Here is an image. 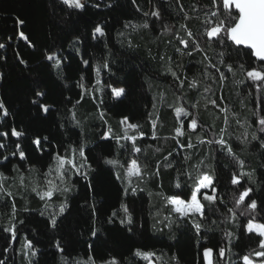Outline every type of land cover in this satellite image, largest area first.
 <instances>
[{
    "label": "snow or ice",
    "instance_id": "snow-or-ice-1",
    "mask_svg": "<svg viewBox=\"0 0 264 264\" xmlns=\"http://www.w3.org/2000/svg\"><path fill=\"white\" fill-rule=\"evenodd\" d=\"M88 3L89 0H56L53 7L58 8L60 12L68 9L83 12ZM148 3L151 7L148 11H144L138 0H131L135 10L146 18L139 27L169 34L172 39L168 40V44L171 45L173 40L175 41L176 46L173 51L180 57L192 58L197 54L201 56L197 62L200 65L199 79L196 75L189 79L183 70L182 61L176 63L174 57L167 54L153 56L149 49V58L158 60L160 68L163 69L159 75L170 76L173 86L180 90L177 96L179 102L168 105L173 112L175 124L172 135L165 139L174 142L173 150L162 155L161 159L151 167L146 156L144 162H141L140 156L145 153V149L138 144V141H142L146 135L143 126L133 123L129 116L123 115L118 122L121 132L117 133L109 125L107 112L102 107L105 104L106 91L110 99L114 100H121L129 95L126 87L119 86L128 76L139 77L145 91L151 92L155 77L143 63H136L137 58L134 54L138 51L139 45L131 40L121 39L125 36L123 31L116 33V43L110 45L104 39L109 35L106 25L97 23L90 30L89 37L92 41H102V56L93 65L89 58H85L88 55L87 51L81 52L80 45L85 43L84 38L79 35L73 36L68 41L67 47L75 51L80 64L93 72L95 79L89 82L90 86L86 85L84 82L86 78L81 73L74 84V87L79 89L75 94V100L73 101L72 96H66L61 101L66 114L56 121L59 134L63 137L58 147L47 135L28 138L25 130L11 124L0 129V168L11 165V169L18 173L17 191L13 192L7 184L8 177L0 171V206L9 209L7 225L0 224V232L8 234L5 237L7 241L5 246L0 249V264H6L5 254L9 250V244L16 240L20 227H23L28 219V217L20 218V212H38L39 216L46 218V228L58 230L63 222L62 218H66L65 214L70 213L72 207L69 195L79 192L81 187L84 192L82 207L91 208V225L88 232L93 242L87 243V259L83 262L77 261V264H97L93 255L94 241L99 239L103 225H115L118 222L128 233L133 234L142 230L143 223H140L139 229L135 228L134 198L146 191L141 186L146 180L159 178L162 170L166 169L177 172L173 187L180 191L171 195L155 194L160 197L167 214L159 218V211L155 215L149 212L153 221L150 231L154 236L167 234L172 237L177 229L187 230L194 234L199 248L202 241L207 242L208 234L219 231L223 237L220 243L213 247H204L199 253L203 264H235L237 260L240 264H264V222H260L264 220V199L255 198L258 190L254 187L260 183L255 178L257 168H264V0H187V3L185 0H148ZM91 6L99 8L101 5L95 3ZM193 14L197 19L201 14L203 16L202 28L195 33L187 23L194 18ZM173 18L175 23H168V20ZM24 23V20L16 19L18 26ZM157 24L160 26L159 29H156ZM132 26L130 21L123 24L125 29ZM18 38L24 41L27 47L35 48V44L24 31H19ZM8 39L11 40L13 37ZM5 46L4 43H0V49ZM94 47H101V44L98 43ZM63 51L64 46H61L60 51L48 50L43 56V59L50 63L51 68L58 70V78L62 80L65 78L63 69L68 61ZM127 53L133 55L127 56ZM121 57H124L125 62L131 61L128 64L130 71L125 73L124 80L101 79L102 73L113 77L124 71L122 66H117ZM0 59L4 58L0 57ZM17 59L20 64L26 65L27 62L20 58L19 53ZM237 74L243 75L245 79L236 80V84H247L249 88L254 89V92L261 94L258 100L255 98L252 100L251 123L246 121L241 124L239 119L235 120L237 125L244 128V131L235 137L239 144L244 146L241 150H246L251 145L261 151L262 163L249 171L242 170L245 161L238 157L237 145L229 136L228 109L222 104L226 98L217 92V89H225L230 78H235ZM2 78L3 73H0V79ZM185 87L196 91L202 87L203 93L209 94L208 104L224 114L223 126L216 131V135L211 138L207 135L201 136L198 138V144L216 152L217 161L220 156L229 161L223 167L228 170V185L232 193L230 203L226 195H220V189L224 185L219 180L215 164H209L204 159L192 164L191 154L183 155L182 151H177V149H196L197 145L191 142V136L204 131L201 122L191 110L199 108V101L189 105L183 91ZM46 95L44 90H37L36 98L31 101L45 117L56 110L54 105L42 102ZM155 99L156 97H153L154 101ZM89 101L95 106L93 118L101 121L104 126L96 138L95 148L102 149L98 155H93L94 149L89 145L85 130L87 117L81 119L77 112L78 108ZM152 108H156L155 103H152ZM0 116L5 118L10 116L9 108L2 99H0ZM149 117L151 137L157 141L160 139L157 133L159 117L151 119V113ZM253 127L255 130L249 131ZM208 131H213L212 126H209ZM26 138L30 139V145L40 156L48 154L50 162L45 171L36 168L35 164L28 163L29 156L23 145ZM9 145H11L10 151ZM49 148L52 150L49 151ZM154 151L162 153L163 149L156 147ZM177 154L181 155L180 160L176 159ZM121 156L125 159L121 160ZM13 158L17 163H12ZM22 164L28 165L23 171ZM99 165L110 166L107 170L114 177V181L119 182V193L124 199L120 201L119 211H113L98 226L99 210L95 204L89 203L87 194L95 191L92 183L93 173L97 171ZM33 173L35 175H32ZM259 191L264 194V187ZM25 193H34L43 202V209L29 207ZM153 195L148 192L150 198ZM18 198L25 203L19 204ZM54 198L58 204L53 203ZM227 224H231L236 231L226 228ZM241 237L246 238L249 245L254 243L255 247H251L248 254L236 253L233 256V249L239 246ZM54 247L61 254L67 249V245L62 244L59 239L55 240ZM23 248L27 264H34L33 258L37 257L38 249L33 240L26 238ZM131 256L146 261L147 264H156V260H160L163 264V253L158 256L154 250H144V246L131 250ZM65 264H67L66 260ZM100 264H124V261L119 254H110L107 258H101ZM128 264H132V261L130 260ZM168 264H180L179 257L172 255ZM197 264H200L199 260Z\"/></svg>",
    "mask_w": 264,
    "mask_h": 264
},
{
    "label": "trees",
    "instance_id": "trees-1",
    "mask_svg": "<svg viewBox=\"0 0 264 264\" xmlns=\"http://www.w3.org/2000/svg\"><path fill=\"white\" fill-rule=\"evenodd\" d=\"M185 2L187 3V0ZM55 3L56 0H0V43L6 45L5 48L0 49V57L4 58L0 59V73H3V78L0 79V99L5 101L10 111L9 117L0 116V129H4L7 124H11L18 129L25 130L28 138L47 135L52 143L58 147L59 141L63 137L59 134L56 121L62 119L66 114L61 101L66 96H72L73 101L75 100V94L79 92V89L74 87V84L81 73L86 78L84 81L86 85H89V82L95 79L94 73L83 68L80 64L75 51L67 47L68 41L76 35L84 38L85 43L80 45L81 52L87 51L88 55L85 58H89L90 62L95 65L96 61L102 56V41H92L89 32L95 24L102 23L106 25V31L109 33L108 37L104 39L110 45L116 43V33L118 31L125 33V36L121 39L131 40L139 45L138 51L134 54L137 58L136 63H143L155 77L153 88L151 92H148L145 91L139 77L128 76L125 82L119 84V86L126 87L129 95L121 100H114L110 99L106 91L104 94L105 104L102 105L107 112L109 125L115 132H121L118 122L123 115L129 116L133 123H139L143 126L146 135L142 141H138V144L145 149V153L140 156V159L141 162H144L146 156L151 167L157 160L161 159L162 155H166L168 151L173 150L174 142L171 139H165V137L172 135V128L175 124L173 112L168 105L179 102L177 96L180 90L173 86L170 76L159 75V72L163 69L160 68L158 60L149 58V49L153 56L167 54L173 56L176 63L182 61L183 70L189 79L193 75H196L199 79L200 65L197 62L201 59V56L197 54L192 58L180 57L173 51L176 46L175 41L173 40L171 45L168 44V40L172 39L169 34H161L159 31L140 28L139 25L144 23L146 18L135 10L131 0H89L88 6L83 12L72 9L60 12L58 8L53 7ZM95 3H99L101 6L99 8L91 6ZM138 3L144 11H148L151 7L148 0H138ZM109 4L112 6L108 7ZM193 17L187 23L195 33L202 28L201 20L203 16L201 14L200 18L197 19L193 14ZM17 18L24 20L25 23L18 26L16 24ZM147 19L150 20L151 18ZM129 21L133 26L127 29L123 28V24ZM180 22L183 23L184 21ZM168 23H175V19L168 20ZM159 27V24H157L156 29H159ZM19 31H24L30 37L35 44V48L27 47L26 43L18 38ZM181 35H183V32H181ZM8 37H13V39L9 40ZM98 43L101 44V47H94ZM61 46H64L63 55L68 58L67 66L63 69L65 74L63 80L58 78V70L51 68L50 63L43 59L46 51H60ZM17 53L20 54V58L27 62L26 65L19 63ZM126 55L132 56L133 54L127 53ZM130 63L131 61L125 62L124 57H121L117 66H122L124 71L113 77L102 73L101 79L124 80L125 73L130 71L128 67ZM244 79L243 75L237 74L235 78H230L225 89H217V92L226 98L222 101V104L223 107L228 109L229 136L232 138V142L237 145L238 157L245 161V167L242 170L249 171L257 168L262 163L261 151L254 149L251 145L246 150H241L244 146L240 145L235 137L240 135L244 128L237 125L235 120L239 119L241 124L246 121L251 123L253 119L251 114L253 110L252 100L254 98L258 100L261 94L254 92V89L249 88L247 84L235 83L236 80ZM68 89H71V91ZM37 90H44L47 95L42 102L52 104L56 109L47 117L43 116L37 107L31 103L36 98L35 92ZM183 91L189 105L199 101V108L191 110L201 122L204 131L191 136V142L197 145L196 149H177V151H182L183 155L191 154L192 164H196L199 159H204L209 164H215L219 180L224 185L220 189V195H226L230 203L232 193L228 185V170L223 167L229 161L223 156H220L217 161L215 159L216 152H213L207 146L198 144L199 137L207 135L211 138L216 135V131L223 126L224 114L208 104L209 94L203 93L202 87L199 91L189 90L185 87ZM153 97H156L155 101ZM152 103L156 104L155 109L152 108ZM256 110L259 111L258 108ZM77 112L81 119L87 117L85 119V130L89 145L94 149L93 155L100 154L102 149L95 148V143L98 133L104 126L101 121L92 116L95 112V106L89 101L78 108ZM149 113H151V119L159 117L157 133L160 139L157 141H154L151 137ZM209 126H212L213 131H208ZM254 130V127L249 129V131ZM112 144L114 146L115 142L113 141ZM23 145L29 156L28 163L35 164L36 168L45 171L50 162L48 154L45 153L40 156L36 153L30 145V139L26 138ZM156 147H161L163 149L162 153H156L154 151ZM8 150H11V145H9ZM51 150L49 148V151ZM120 159L123 160L125 157L121 156ZM176 159L180 160L181 155L177 154ZM12 163H17V160L13 158ZM27 167V164H22V171ZM109 167L105 165L97 166V171L93 173L94 179L92 180L95 191L87 194L89 203L95 204L99 210L98 226L113 211H119L120 201L124 199L119 193V182H115L114 177L107 170ZM0 171H3L8 177L7 184L10 190L16 192L18 173L11 169V165L7 168H0ZM176 175L177 172L173 169L162 170L159 178H150L141 185L146 191L134 198L136 204L133 207L135 209V228L139 229L140 223H143L144 228L142 230L135 231L133 234L128 233L118 222L115 225H103L99 239L94 241L93 255L97 260V264H100L101 258H107L110 254H119L124 264H128L130 260L132 264H147L146 261L131 256V250L140 246H144V250L147 251H156L158 256L163 253V264H168L169 257L172 255L179 257L180 264H197L198 260L200 264H203L199 253L202 252L204 247H213L220 243L223 237L219 231L215 234H208L206 237L207 242L202 241L199 248L194 234L187 230L177 229L172 237L167 234L154 236L150 231V225L153 221L149 216V212L155 215L159 211V218L167 214L160 197L155 194L171 195L180 191L173 187ZM255 178L260 181V183L254 185L258 190L255 198H258V200L264 199V194L259 191L264 187V168H257ZM148 192L154 195L150 198ZM25 195L28 198L29 207L43 209V202L34 193H25ZM83 196L82 187L79 192H73L69 195L72 207L70 213L65 214L66 218H62L63 222L58 230H52L50 227L46 228V218L39 216L38 212H20V218L28 217V219L26 224L20 227L16 240L9 244V250L5 254L6 264H27V260L23 255V245L26 238L32 239L38 249L37 257L33 258L34 264H65V260L67 264H77V261H85L88 253L87 243L93 241L88 232L91 225V208L82 207L84 204ZM18 203L22 205L25 201L18 198ZM53 203L58 204V201L54 198ZM8 211L9 209L0 206V224L7 225ZM260 222H264V220H260ZM225 227L236 231L231 224H227ZM182 232L184 234H181ZM7 235L0 232V249L6 244L5 237ZM56 239L67 245L65 253H59L54 247ZM251 247H255V244L249 245L248 240L241 237L239 246L233 249V256L236 253L248 254ZM156 264H161V261L156 260ZM235 264H240V262L237 260Z\"/></svg>",
    "mask_w": 264,
    "mask_h": 264
}]
</instances>
